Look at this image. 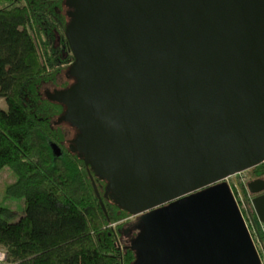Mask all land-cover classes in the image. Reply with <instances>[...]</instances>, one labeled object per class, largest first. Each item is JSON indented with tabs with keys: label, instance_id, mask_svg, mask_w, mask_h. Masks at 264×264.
Instances as JSON below:
<instances>
[{
	"label": "water",
	"instance_id": "obj_1",
	"mask_svg": "<svg viewBox=\"0 0 264 264\" xmlns=\"http://www.w3.org/2000/svg\"><path fill=\"white\" fill-rule=\"evenodd\" d=\"M65 3L75 80L46 96L139 215L134 264H262L226 177L264 162V0ZM247 188L264 221V177Z\"/></svg>",
	"mask_w": 264,
	"mask_h": 264
},
{
	"label": "trees",
	"instance_id": "obj_2",
	"mask_svg": "<svg viewBox=\"0 0 264 264\" xmlns=\"http://www.w3.org/2000/svg\"><path fill=\"white\" fill-rule=\"evenodd\" d=\"M70 10L65 0H0V168L15 173L6 192L24 202L15 221L0 205V264H134L130 239L121 238V219L131 212L103 196L107 179L70 149L62 125L78 129L57 121L65 106L45 94L75 80ZM248 172L264 174V163Z\"/></svg>",
	"mask_w": 264,
	"mask_h": 264
},
{
	"label": "rangeland",
	"instance_id": "obj_3",
	"mask_svg": "<svg viewBox=\"0 0 264 264\" xmlns=\"http://www.w3.org/2000/svg\"><path fill=\"white\" fill-rule=\"evenodd\" d=\"M47 90H53V89H47ZM0 106L1 107L6 106L4 99L1 97H0ZM62 127L65 131V136H66V140H67L66 143H70L71 142L70 140L73 139L74 136L76 135L77 130L74 129V127L69 125V124H63ZM242 176H244L245 182L244 183L240 182L238 184V188L237 187L236 188L238 190H241L242 193L244 192L245 195H248V194H246V192H248L246 189V182L251 179L250 174L248 172V169H246V170H244V172H242ZM15 179H16L15 173L8 166H3L0 168V205L8 206L9 208H11L13 210L14 213H13L12 217L10 218L11 221L17 220L19 218V216L24 213L23 199L11 196L6 192L7 185L10 184L11 182H13ZM226 181L229 183L230 186L234 182V180L231 177H227ZM249 210L252 211V208L249 207ZM252 213H253V211H252ZM246 215H248L247 212H246ZM138 216L139 215H137V214H131L128 217L121 219V221L123 222V224L121 225V231H122L121 236H126L124 229L128 227L129 223L133 224V223H137L139 221ZM254 216H255V214H254ZM256 221H257V218H256ZM257 223H259V222L257 221ZM254 225H255V223H254ZM133 226L134 225H129V228H131V232H130L131 236L129 237L130 240L133 238L134 234L138 230V228L133 227ZM263 226H264V223L263 224L259 223V224H257V227H255V228H257V230L261 231V227H263ZM250 229L252 230L251 225H250ZM259 246H260V244H259Z\"/></svg>",
	"mask_w": 264,
	"mask_h": 264
},
{
	"label": "flooded vegetation",
	"instance_id": "obj_4",
	"mask_svg": "<svg viewBox=\"0 0 264 264\" xmlns=\"http://www.w3.org/2000/svg\"><path fill=\"white\" fill-rule=\"evenodd\" d=\"M45 94H46V90H45ZM70 141H72V139ZM69 144L70 143H68V145ZM256 177H264V174H261L259 176H254L252 178H256ZM230 188L232 190V193H233L237 203L239 204V200H240L239 197H238V195H239L241 200H243V202L245 203L246 207L248 208V209L245 210V212H243V210L241 209L240 204L238 205L239 208H240L241 214H242V216H243V218L245 220V223H246V225L248 227V230L250 232L253 244H254V246H255L258 254H259V257L261 259L262 264H264V231L262 229L260 231V230H257V228H255V227H257V224L260 223L259 221H262V220H260L258 218V216L256 214V211L253 208L252 203H251V197H253L256 194L250 193L248 188H246L247 191H248V192H246V194H248V195H245L244 192L242 193L241 190H238L235 186H233V187L230 186ZM249 207L252 208L253 213H252L251 210H249ZM246 212H247L248 215H246ZM254 214H255L256 217L254 216ZM256 218H257V221L259 223H257ZM262 222H264V221H262ZM254 223H255V225H254ZM129 225H132V224L129 223L128 227L124 229L126 238L124 236H121L122 240L125 238V240L128 241L129 237L131 236V234H130L131 228H129ZM250 225L252 226V230L250 229ZM259 244H260V246H259Z\"/></svg>",
	"mask_w": 264,
	"mask_h": 264
},
{
	"label": "built area",
	"instance_id": "obj_5",
	"mask_svg": "<svg viewBox=\"0 0 264 264\" xmlns=\"http://www.w3.org/2000/svg\"><path fill=\"white\" fill-rule=\"evenodd\" d=\"M242 172H244V170L235 172L234 174L228 176V177H231L234 180V182H233L234 184H231V186H235V187L238 188V184L240 182H242V183L245 182L244 176H242ZM226 179H227V177H226ZM246 188H247V182H246ZM259 222H260V224L264 223L262 221H259ZM261 229L264 231V226L261 227ZM4 258H5V252L0 249V260H3Z\"/></svg>",
	"mask_w": 264,
	"mask_h": 264
}]
</instances>
